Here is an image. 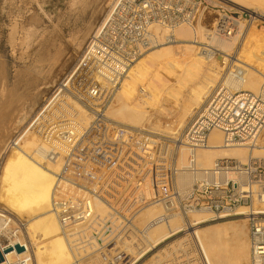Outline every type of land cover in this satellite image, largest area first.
<instances>
[{
  "label": "built area",
  "instance_id": "2783aa9c",
  "mask_svg": "<svg viewBox=\"0 0 264 264\" xmlns=\"http://www.w3.org/2000/svg\"><path fill=\"white\" fill-rule=\"evenodd\" d=\"M208 13L209 6L203 0H119L83 58V70L93 71L111 84L107 87L102 80H93L79 92V100L92 116L90 123L80 127L48 111L51 119L41 117L35 123L43 129L42 137L49 147L47 158L62 164L56 174L52 209L80 260L129 263L131 260L124 262L121 248L127 238L139 235L135 218L148 205L159 203L165 213L188 216L208 211L214 220L239 216L240 208L246 206L250 262L264 264V157L245 162L222 158L204 170L197 164V150L209 147V136L215 129L223 133L226 147L258 143L264 131V82L258 92L220 82L197 108L180 140L165 132L115 124L105 115L132 64L148 49L174 39L167 35L160 41L153 26L170 31L180 24L194 26ZM233 19L221 14L207 29L209 35H235ZM229 72L243 77L244 65L231 66ZM169 124L172 126L171 121ZM181 147L190 151V162L184 167L179 165ZM182 171L200 176L189 188L181 189L177 176ZM148 184L154 189L152 200L146 199ZM99 205L106 208L105 213L98 211ZM21 232L22 227L0 206L4 261L5 250L16 244L27 252L5 264L32 263L27 245L18 240ZM193 241L200 264H212L199 240ZM179 254L175 264H187L188 257Z\"/></svg>",
  "mask_w": 264,
  "mask_h": 264
},
{
  "label": "bare ground",
  "instance_id": "6f19581e",
  "mask_svg": "<svg viewBox=\"0 0 264 264\" xmlns=\"http://www.w3.org/2000/svg\"><path fill=\"white\" fill-rule=\"evenodd\" d=\"M118 1L115 2L104 22L92 34L86 51L91 39L105 24ZM224 1L226 3L231 2L232 5L237 6L241 10L250 9L258 17L264 18V0ZM232 22L237 26V33L231 36H210V33L200 23L198 28L193 29L189 25L180 24L172 31L158 25L153 26V31L160 41L165 39V36L172 35L174 36L173 42H177V44H166L172 41L162 42L156 45L154 50L132 64L121 81V85L116 87L115 97L113 102L111 101L109 110L105 113L106 117L111 120L110 115L112 113L121 112L127 120L140 124V129L169 133L180 140L184 129L195 113V109L199 108L204 98L213 90L220 76H222L221 82L229 84L234 89L260 91L264 80V32L254 30L252 27V30L248 29L247 35H244L246 34L245 23L238 19H233ZM187 34L191 36L194 42L199 39L207 40L210 44L218 47L217 50H221L226 55L218 54L207 48H197L198 46L196 47L194 44L179 42ZM242 41V46L239 49L237 43L239 42L238 44H240ZM247 44H250V47ZM233 49H236L235 52ZM84 55L73 73L64 77L56 94L47 102L33 121V126L41 117L43 119L50 118V114L65 118L68 123L76 124L80 127L87 126L90 123L91 114L81 103L64 92L67 90L66 86L77 73L83 70ZM229 56L232 58L230 59ZM239 64H243L245 68L243 77H238L227 71L231 66ZM224 73L227 74L226 77L223 76ZM50 77H52L50 78V80L52 79L51 82L55 84L54 82L58 80L57 76L51 75ZM98 79L102 80L95 72L88 71L87 76L81 79V85L87 87L93 80ZM102 81L105 86L111 87L108 81ZM171 81L173 83L169 85ZM51 82L47 83L51 84ZM83 87L74 88L78 92H82L81 88ZM5 88L3 81L0 85V100L4 99V101H0V108L2 106L3 109L10 105L7 102L10 98L3 94L6 91ZM178 93L182 95V98L177 99ZM17 101L19 102V100ZM124 101H127L129 106L136 105L138 110L123 109ZM56 104V109L51 111L50 114H46ZM35 105L36 99L34 97L32 101H28L21 109L19 108L17 111L18 115H16L15 111V117L11 114L5 116L3 115L5 110L4 112L1 110L0 206L10 214L20 218V221L21 218L23 219L25 224V227H23L26 229L29 240H25V237L22 236L25 232L19 235L18 240L26 244L31 252L33 258L31 264H82L81 260L74 255L70 239L63 233L58 216L52 209L56 174L60 171L62 164L60 161H50L47 158L49 147L43 140L41 124L37 127H32L30 132H25L26 136L21 141V144L19 142L20 145H15L17 147H13V149L11 147L8 150L10 151V153L8 152L9 154L5 151L4 155L1 156L5 137L9 134L12 126L14 123L17 126L26 124L31 118ZM164 118H167L168 122L171 121L172 126L169 124V126L161 128ZM145 120H149L151 125L143 124ZM132 127L138 128L139 125ZM17 138L11 140L9 145L13 142L10 145L13 146ZM263 141L259 139L258 143L251 147H226L223 133L215 129L210 133L209 147L197 150V164L200 169L204 170L211 168L218 159L222 158H238L245 162L253 157H264ZM189 162V149L181 147L179 165L184 167ZM198 176H200V173L182 171L177 176V183L181 189H187ZM153 192V186L148 184L145 194L149 196ZM152 197L154 198V196ZM163 210L159 203H154L140 211V219L143 221L148 219V224L142 231L148 243L143 248L137 249L138 246L134 243L133 246L121 250L122 252H128L132 256L129 263L136 264L161 242L186 230L188 232L186 233L188 241L180 243L176 250L179 249V253L188 257L187 264H200L193 244L194 239L199 240L202 244L212 264H251V245L247 217L237 221H219L211 227L208 224L216 220L213 219V214L208 211L192 212L189 215V219L186 220L179 212L165 213ZM98 211L105 213L106 208L103 205H99ZM247 212L248 208L242 206L239 211L241 215L239 216H246ZM226 218L228 217L222 219ZM153 234L159 235L153 238ZM190 243L193 244V248H188L191 245ZM186 246L187 250L184 249ZM178 251L170 250L167 253L164 250L161 254L155 255V264H175L180 255L178 253V255L170 257V254H177ZM26 253L13 249L5 253V260H11ZM6 261L0 264H5Z\"/></svg>",
  "mask_w": 264,
  "mask_h": 264
},
{
  "label": "rangeland",
  "instance_id": "374dc122",
  "mask_svg": "<svg viewBox=\"0 0 264 264\" xmlns=\"http://www.w3.org/2000/svg\"><path fill=\"white\" fill-rule=\"evenodd\" d=\"M116 1L117 0H0V85L4 81L6 91L3 92V94H5L4 96H7L11 99H8L7 102H9L10 105L6 109H3L1 106L0 113L1 110L2 112H4L5 110L3 115L8 116L11 114L15 117V111L16 115H18L17 111L19 110V108L21 109L28 101H32L34 97L36 99L35 109L31 114V118L29 119V121L23 126H17L14 123L9 134L7 135V137H5L1 156L4 155L5 151L7 152V154H9L10 151L8 150H10L11 147L12 149L13 147H17L15 145H9V142L11 140L19 137L17 138V140L20 139L19 142L21 144V141L25 139V132H30L32 130L31 128L35 127V125L33 126V121L45 107L47 102L56 94L59 86H61V82L64 77L72 74L76 69V66L78 65L86 51V47L92 34L104 22L107 14H109ZM203 1L205 2V5L209 6V13L207 14V17L203 22H197V24H194V26L189 25V27H191L192 29L198 28V24L200 23L207 31V29H211L214 26L213 23L221 14L226 13L245 23L246 34L244 35H247L248 31L252 30V27L254 30H260L264 32V18L262 19L261 17H258V15L252 10H241L237 8V6L232 5L231 2L227 1L228 3H226V1L223 2V0ZM186 25L188 26V24ZM186 36H183L182 40H180L179 42L194 44L196 47L198 46L197 48H207L218 54L226 55V53L222 52L221 50H217L218 47L210 44L207 40L199 39L197 40V42H194L189 34H187ZM170 43L172 45L177 44V42H173V40L172 42H168L166 44ZM238 43L237 46L239 45L238 47L240 49L243 41L240 42V44ZM249 45L250 44H247L248 47H250ZM154 49L155 47L148 49L146 52H144V54L140 56V58H138V60ZM235 50L236 49H233L234 52ZM229 58L231 59L232 57L229 56ZM226 73H224L223 76L226 77ZM53 74L56 75V78L58 79L54 82L55 84L51 82L52 79L50 80V78H52L50 76H54ZM86 76V70L79 71L73 78V80L66 86L67 90H65L64 92L81 103V105L84 106V108L88 111L86 106L78 98L79 92L74 88L78 86L83 87L84 85H81V79H84ZM221 78L222 76L217 79L218 83H216V85L221 82ZM47 82H51V84ZM172 83V81L169 82V85ZM47 84H49L50 86ZM120 85L121 84H119V86ZM84 88L86 87L81 88L82 91L84 90ZM115 93L116 92H114V95L110 100L106 111L109 110L108 108L111 105V101L113 102ZM179 93L176 96L177 99L182 98V95H179ZM2 100L4 101V99H1L0 101ZM17 100H19V102ZM204 100L201 102L199 107L202 105ZM17 106L19 107L16 109ZM54 106L50 111L48 110L47 113L54 111L57 107V104ZM136 107V105H127V101L123 102V109L138 110V108ZM196 110L197 108L195 109V111ZM110 117L111 121L115 124L117 123L127 126L139 125L138 128H141L140 124H136L130 120H127L121 112L112 113ZM164 119L162 121L161 128L167 126L168 120L167 118ZM143 124L151 125V123H149V120H145ZM153 133L162 132L153 131ZM260 140H264V132L262 133ZM12 143L13 142H11V145ZM152 196H154V192L152 195L146 197L147 200H152ZM160 206L163 209L162 205ZM10 215L13 217L17 224H21L20 226L22 227L23 231L21 232V234L25 232L24 234H22V236L25 237V240H29L26 229L24 228L25 224L23 219L21 218L20 221V218H18L17 216H14L12 214ZM140 215L141 214L139 213L134 221L135 227L138 228L137 233H139V235H133L127 238L123 243L122 246L124 247L121 248V250H125L129 246H133L134 243L137 244V249L143 248L147 245L148 242L142 231L148 224V219L143 221L142 219H140ZM189 215L184 216V218L188 220L190 217ZM244 218H246V216L228 217L226 219L213 221L212 223L208 224V226L212 227L214 223L219 221H237ZM186 233L188 232H179L178 234L161 242L156 248L148 252L146 256L139 260L136 264H155V255L161 254L164 250H166L167 253L170 250L178 251L179 249L176 250L178 245L182 242L186 243L188 241ZM158 235L159 234H153L152 237L156 238L158 237ZM193 244H191L190 246L187 245L189 246L188 248L192 247ZM187 246L184 248L185 250H187ZM109 251L110 250H107V254ZM178 253L179 251L177 252V254H170V257L176 256L178 255ZM123 255L124 262H127L132 258V256L128 252L124 251ZM93 259L94 258L81 260V263L108 264L107 261L102 258L95 260Z\"/></svg>",
  "mask_w": 264,
  "mask_h": 264
},
{
  "label": "water",
  "instance_id": "95a60500",
  "mask_svg": "<svg viewBox=\"0 0 264 264\" xmlns=\"http://www.w3.org/2000/svg\"><path fill=\"white\" fill-rule=\"evenodd\" d=\"M13 249H16L18 252H22V251H24L25 248L21 244H16L14 248L13 247H10V248L6 249L4 253H7L9 251H12ZM3 261H4V255L0 251V263L3 262Z\"/></svg>",
  "mask_w": 264,
  "mask_h": 264
}]
</instances>
